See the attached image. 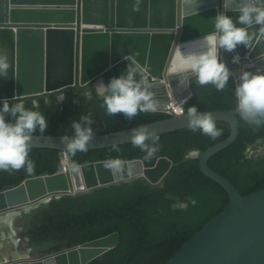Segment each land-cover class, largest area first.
Returning <instances> with one entry per match:
<instances>
[{
	"label": "water",
	"instance_id": "1",
	"mask_svg": "<svg viewBox=\"0 0 264 264\" xmlns=\"http://www.w3.org/2000/svg\"><path fill=\"white\" fill-rule=\"evenodd\" d=\"M224 0H0V98L11 100L61 91L70 86L103 81V74L133 53L144 72L145 84L156 94V105L167 107L171 97L184 112L125 129L94 134L87 149L131 142V129L147 125L158 134L187 126L186 104L193 95L194 75L186 67L187 56L205 48L202 39L213 32V18L224 11ZM230 8L236 7L230 4ZM233 20L238 12L228 10ZM258 25L249 31L247 47L221 56L235 80L246 68L264 66V32ZM189 96L186 101H182ZM64 96H61L63 99ZM214 120L230 124V134L209 146L200 156L201 170L221 184L229 203L188 238L163 264H264V188L242 195L228 178L208 164L209 159L232 144L239 134L238 112L210 110ZM72 135V134H71ZM67 135V136H71ZM61 134H32L30 147L69 151ZM264 150V149H263ZM197 156L198 151H192ZM172 160L161 156L147 166L141 158L73 163L68 171L27 177L0 191V264H87L120 240L117 231L31 257L24 248L18 219L25 211L54 196L87 192L95 187L144 176L159 182Z\"/></svg>",
	"mask_w": 264,
	"mask_h": 264
},
{
	"label": "trees",
	"instance_id": "2",
	"mask_svg": "<svg viewBox=\"0 0 264 264\" xmlns=\"http://www.w3.org/2000/svg\"><path fill=\"white\" fill-rule=\"evenodd\" d=\"M133 61L129 59L128 63ZM135 66L139 69V76L144 78L145 74L136 62ZM125 67L126 61L123 60L106 71L103 74L105 83L120 75ZM256 67L246 70L254 71ZM235 81L231 73L225 88L217 91L211 83L201 85L193 76V95L187 101L186 111L191 105H196L201 111L235 108ZM16 100H22L27 108H32L35 100V110L48 119L45 132L37 130L33 134L71 135L70 120H78L81 115H91L94 134L125 129L171 115L158 109L138 112L132 119L125 118L123 113L108 115L102 106L103 96L93 82ZM237 116L239 134L236 140L214 154L208 164L235 184L244 196L264 188V123L251 125L239 114ZM215 122L222 130L215 138L189 127L158 134V150L149 159H145V153L131 142L86 151H68L72 161L79 164L104 159L141 158L151 166L159 157L167 156L172 165L157 183L138 176L87 192L52 197L19 217L23 242L32 249V255H46L117 231L119 243L87 264H163L229 203L225 188L208 177L200 166L202 153L230 134L228 122ZM192 151H198V155L191 156ZM29 157L34 162L32 173L24 168L0 170V191L20 184L27 177L55 173L63 167L62 151L57 148L30 147ZM180 203L185 206L173 207Z\"/></svg>",
	"mask_w": 264,
	"mask_h": 264
},
{
	"label": "clouds",
	"instance_id": "3",
	"mask_svg": "<svg viewBox=\"0 0 264 264\" xmlns=\"http://www.w3.org/2000/svg\"><path fill=\"white\" fill-rule=\"evenodd\" d=\"M230 4L236 7L230 8ZM222 7L225 10L218 11L213 18V32L202 38L205 41L204 50L186 59V67L197 82L201 85L211 83L217 91L225 88L231 76V70L220 54L221 50L235 52L232 63H238L240 56L235 50L240 45L248 46L252 39L249 29L258 25V30L264 32V0H224ZM228 10L239 13L235 21L226 14ZM133 55L129 53L124 56L126 67L120 75L111 77L107 83L100 81L96 84L98 93L103 96L102 106L108 115L123 113L125 118L132 119L138 112L155 111L157 106H161L156 105L153 93L144 78L139 76L135 62L128 63ZM6 68V64L0 63V77L6 75ZM234 96L235 109L241 119L251 125L264 123V66H257L254 71H242L234 82ZM32 104V108H27L22 100H16V96L11 100L0 98V170L24 168L28 173L34 170V162L29 157L30 140L33 132L39 130L44 133L49 121L35 110V100ZM93 123L90 114L81 115L78 120L71 119L72 135L60 137L65 148L71 152L86 151L94 136ZM187 126L212 138L219 136L222 131L217 128L212 113L201 111L196 105L187 108ZM130 139L134 146L145 153V159L151 158L158 150L159 135L149 131L147 125L132 128ZM177 206L185 205H173Z\"/></svg>",
	"mask_w": 264,
	"mask_h": 264
},
{
	"label": "built area",
	"instance_id": "4",
	"mask_svg": "<svg viewBox=\"0 0 264 264\" xmlns=\"http://www.w3.org/2000/svg\"><path fill=\"white\" fill-rule=\"evenodd\" d=\"M189 96H185L182 101H186L188 99ZM173 109L174 113H177V114H180V113H183L184 112V109L182 107V105L180 103L177 102V99L175 97H171V100H170V103L167 107L165 106H157L156 109L160 110V111H164V112H167V113H172L170 111L169 108ZM62 160H63V167H62V171H68L69 168L71 167V165L74 163L72 160H71V157L68 153V151H63L62 152Z\"/></svg>",
	"mask_w": 264,
	"mask_h": 264
},
{
	"label": "flooded vegetation",
	"instance_id": "5",
	"mask_svg": "<svg viewBox=\"0 0 264 264\" xmlns=\"http://www.w3.org/2000/svg\"><path fill=\"white\" fill-rule=\"evenodd\" d=\"M155 96H156V94L154 93V94H153V98H154V99H156V97H155ZM22 244H23V240H22ZM23 246L26 248V246H27V245H26V243H25V244H23Z\"/></svg>",
	"mask_w": 264,
	"mask_h": 264
},
{
	"label": "rangeland",
	"instance_id": "6",
	"mask_svg": "<svg viewBox=\"0 0 264 264\" xmlns=\"http://www.w3.org/2000/svg\"><path fill=\"white\" fill-rule=\"evenodd\" d=\"M23 240V239H22ZM23 244H25L24 242H23ZM25 248V247H24ZM40 254H38V255H32V253H31V257H33V258H35V257H38Z\"/></svg>",
	"mask_w": 264,
	"mask_h": 264
},
{
	"label": "bare ground",
	"instance_id": "7",
	"mask_svg": "<svg viewBox=\"0 0 264 264\" xmlns=\"http://www.w3.org/2000/svg\"><path fill=\"white\" fill-rule=\"evenodd\" d=\"M99 82H100V81L96 82V84L99 83Z\"/></svg>",
	"mask_w": 264,
	"mask_h": 264
}]
</instances>
